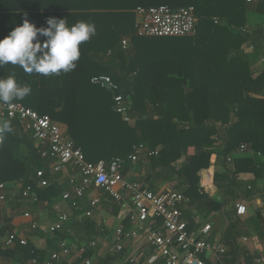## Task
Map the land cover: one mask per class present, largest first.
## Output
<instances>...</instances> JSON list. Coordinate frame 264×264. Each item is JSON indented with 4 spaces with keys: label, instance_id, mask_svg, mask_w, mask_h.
<instances>
[{
    "label": "trees",
    "instance_id": "trees-1",
    "mask_svg": "<svg viewBox=\"0 0 264 264\" xmlns=\"http://www.w3.org/2000/svg\"><path fill=\"white\" fill-rule=\"evenodd\" d=\"M67 1L63 0L64 4ZM69 1L70 5L57 7L70 11L80 7L75 2L78 0ZM121 2L128 7L126 9L139 5L164 4L174 9L193 5L196 34L139 37L134 35L128 12H61L58 19H66L68 25L74 24L70 21L77 22L90 15L113 20L111 30L106 33L107 45L96 47L98 51L89 56L79 46L80 58L70 72L50 76L34 73L33 79H26L29 83H25L31 87V94L15 101L63 124L67 135L82 149L88 161L127 159L133 145L139 143L156 149L157 156H151L144 164H132L126 160L123 176L126 171L135 169V172H141L139 180L154 188L156 182L174 173L176 183L173 188L184 193L189 200L186 218L190 223L195 214L193 211H224L226 205H235L237 198L248 199L256 194V181L264 179V66L254 72L235 52L250 44L255 51L262 50L261 40L255 38L261 34L248 33L246 23L250 7L264 14V0ZM123 37L130 38L127 49L118 46ZM108 50L112 54L105 61ZM95 75L111 78L121 93L131 122L114 110L112 89L90 83ZM26 76L31 77L30 74ZM5 120L11 122L13 134L0 144V182L26 180L45 164L32 145H26L25 153L20 152L21 144L26 140L20 132L22 128L15 120ZM216 143L219 148L215 147ZM242 145L246 146L245 153L237 155ZM214 152L217 154L216 164L223 167L213 175L214 187L221 200L214 199L199 186V172L210 166ZM180 159V166L172 168ZM242 173H252L254 178L242 182L239 178ZM36 190L42 200L61 193V188L53 180L47 187ZM88 203H84L86 209ZM100 204L112 215H116L120 208L110 198H101ZM79 213L81 210L75 211L74 220ZM225 214L229 219L230 213ZM79 224L85 228V237L89 241L102 233L89 216H84ZM0 231L7 235L12 232L11 226L5 225ZM54 235L64 236L61 232ZM12 251L13 258L23 264H31V258L38 255L30 245L17 242ZM94 251L88 250L85 256H91ZM204 256L201 258L206 264H219Z\"/></svg>",
    "mask_w": 264,
    "mask_h": 264
},
{
    "label": "built area",
    "instance_id": "built-area-1",
    "mask_svg": "<svg viewBox=\"0 0 264 264\" xmlns=\"http://www.w3.org/2000/svg\"><path fill=\"white\" fill-rule=\"evenodd\" d=\"M250 2L251 0H246ZM133 23L134 35L139 37H187L196 34V17L193 5L172 8L168 5L136 6ZM217 23V20H214ZM129 46L128 38L121 40L122 49ZM90 83L112 90L118 89L107 75H95ZM114 108L123 114L124 120L129 121L126 115V105L121 93L114 96ZM15 120L24 132L31 134L36 146V152L45 166L35 171L29 183L21 187V198L33 202L38 200L36 188L47 187L57 174L70 171V191L62 193L64 201L69 202L72 196L82 199L90 189L103 191L120 208L122 221L114 228L112 236L104 237L107 242L108 254L119 256L126 249H131L128 264H206L201 258L211 254L219 264H224L225 247L219 242H212L210 234L212 225L208 222H199L191 216L192 223L186 218L185 207L188 198L181 191L175 189H155L143 184L140 180L128 181L123 176L126 160L130 163H146L151 156H157L158 151L139 143L132 147L127 159L116 157L110 162L98 160L91 162L85 159L82 149L69 138L62 126L47 114H40L36 110L26 107L21 102L12 101L8 104L0 103V121ZM242 145L240 152L245 151ZM230 160V159H229ZM200 188L209 194L213 190L208 187L210 172L202 169L199 173ZM205 177V179H204ZM6 186L0 183V203L6 201ZM101 201L98 194L88 200V209L83 213L92 216V210ZM129 202V209L124 212L122 204ZM236 213H246L244 204H235ZM122 212V213H121ZM264 221V206L261 212ZM23 217L30 219L31 229H38V222L29 212ZM81 222V218H76ZM69 215L61 212L58 220L50 224L45 232L54 235L64 230ZM264 232V223H263ZM27 245L25 236H18L15 232L8 233L3 239V246L13 247L15 243ZM136 244L141 247L135 249ZM97 239L90 240L78 248V264H95L91 256H85L88 250L95 248ZM58 248L50 252L47 258L40 260L35 255L31 264H60L71 255V246L63 239L57 242ZM253 264H264V255L254 258Z\"/></svg>",
    "mask_w": 264,
    "mask_h": 264
},
{
    "label": "crops",
    "instance_id": "crops-1",
    "mask_svg": "<svg viewBox=\"0 0 264 264\" xmlns=\"http://www.w3.org/2000/svg\"><path fill=\"white\" fill-rule=\"evenodd\" d=\"M78 0L80 7L72 10L76 13H100L103 12H128L130 14V23L133 25L135 20V7H130L126 9L121 0ZM64 2L60 0H0V38L6 36L14 27L18 26L26 18L30 22L34 23L37 27H46V21L49 17H55L58 19V14L63 12H72L66 8H58L57 5L63 6ZM66 5H70L71 2L68 0L65 2ZM64 4V6H65ZM87 21L95 25L96 34L92 36L87 42L80 45L81 48L85 49V54L87 56L92 55V53L97 52L96 47L106 46L107 32L111 30L113 25L110 18L100 17L96 18L92 15L78 21ZM70 21V20H69ZM68 21V22H69ZM76 23V21L69 22ZM246 29L248 33L259 32L260 37V47L262 50H254L253 46L243 45L238 51H233V53L240 54L249 64L250 69L254 72H258L263 69L264 66V14L255 11L250 7L247 10V23ZM258 34V33H256ZM129 38L123 37L121 38ZM254 38V36H253ZM42 40L44 38H41ZM130 39V38H129ZM121 40L118 44L121 48ZM130 41V40H129ZM93 45V46H92ZM111 50L106 53L105 61H108ZM14 74L17 82L21 85L29 83V80L33 79L34 73L30 74L31 77L26 76V72L19 66H14L11 64L5 65L0 68V79L7 78L9 75ZM107 88V87H102ZM114 97V96H113ZM18 102V101H17ZM114 108V107H113ZM115 110V109H114ZM123 115V114H122ZM130 121V120H129ZM59 123V122H58ZM66 135V127L59 123ZM21 134L24 135L26 139L23 144H21L20 152L25 153L27 151L26 145H32L35 149V142L31 137V134L20 130ZM13 132L7 133L6 138H11ZM68 136V135H67ZM69 137V136H68ZM70 138V137H69ZM218 144V143H216ZM17 145V143H16ZM219 148V147H216ZM245 153V152H244ZM243 152L237 155L244 154ZM246 154L252 155L253 153L247 152ZM212 162L207 170L210 172V180H208V187L213 190L211 197L217 200H221L219 194L216 193V189L213 183V175L216 170L222 171L223 167L220 163L216 164L217 154L214 152L211 155ZM135 169L128 170L124 173V178L128 181L139 180L141 177V172H135ZM201 172V171H200ZM70 174L68 170L66 172L57 174L53 181L61 188V193L54 195L53 197L44 198L43 200L38 198V200L33 202L28 199L21 198V187L26 181L34 174L28 175V178L22 179H12L4 183L6 186V196L8 194L6 201L0 203V229L5 225L11 226V231L18 234V236H25L28 239V245L33 247L37 256L43 259L47 258L51 251L58 248L57 242L61 239L65 240L71 246V255L61 261L60 264H78V248L80 245L87 244L89 239H87L86 234L83 236L86 230L83 226L74 220V213L76 210H81L82 213L77 214L78 218L83 219V215L86 207L84 203L93 196L98 194L100 198L108 199L109 197L101 190L90 189L82 199L75 198L67 202L62 198V193L67 190L70 191L72 186L70 184ZM230 178V175H228ZM239 178L242 182H250L254 175L252 173H242ZM176 183V175L166 177L163 181L155 185V189H174L173 186ZM256 194L252 195L250 198L246 199L244 197L237 198L236 203L244 204L246 207V213L243 215H238L236 213L235 205L232 203L225 206L224 211H213L210 213L195 212L193 211V217L199 220V222H208L212 225V230L210 234V239L212 242H219L224 245L226 251L223 257L224 264H253L254 258L259 255H264V232H263V219L261 216L262 208L264 206V179H259L255 184ZM10 194V195H9ZM84 205V208L81 209ZM129 202H124L122 204V209L126 212L129 209ZM188 208V205L185 207ZM190 208V207H189ZM88 209V206H87ZM24 212H29L34 219L38 222V229H31L29 225L30 219L23 217ZM61 212H65L69 215V221L65 223L64 230L61 231L64 236L57 237L55 235H49L45 232L46 228L58 220V216ZM226 212L230 213V218H226ZM122 213V212H121ZM199 215H202L204 219H201ZM123 216V215H122ZM121 214L112 215L102 209L99 203L92 210V216L99 231L101 230V235L95 237L97 239V245L93 248L95 251L91 255L94 259L95 264H128L127 258L131 256V249H126L121 255L113 256L108 254L104 237L110 238L112 236L114 228L122 221L123 217ZM76 217V218H77ZM88 217V216H87ZM204 220V221H203ZM82 232V233H80ZM80 235V236H79ZM5 235L1 234L0 231V264H23L18 259H14L12 255V247L3 246V239ZM94 240V239H93ZM135 249L141 247V244H136ZM92 250V249H91ZM208 261H216L213 255L207 254L204 256ZM42 259V260H43ZM142 264V263H139Z\"/></svg>",
    "mask_w": 264,
    "mask_h": 264
},
{
    "label": "clouds",
    "instance_id": "clouds-1",
    "mask_svg": "<svg viewBox=\"0 0 264 264\" xmlns=\"http://www.w3.org/2000/svg\"><path fill=\"white\" fill-rule=\"evenodd\" d=\"M46 27H37L28 19L0 38V68L7 64L21 67L27 74L59 75L76 68L79 46L96 34L95 25L77 21L68 25L66 19L49 17ZM41 38H44L43 40ZM31 87L17 82L15 75L0 79V103L23 100ZM12 132L11 122L0 121V144Z\"/></svg>",
    "mask_w": 264,
    "mask_h": 264
},
{
    "label": "rangeland",
    "instance_id": "rangeland-1",
    "mask_svg": "<svg viewBox=\"0 0 264 264\" xmlns=\"http://www.w3.org/2000/svg\"><path fill=\"white\" fill-rule=\"evenodd\" d=\"M131 122V121H130ZM215 147H219L218 146V144H216L215 145ZM245 148H246V146H245ZM246 150V149H245ZM238 153H241L240 151L238 152ZM212 158L213 157H210V164H211V162H212ZM181 161H182V159H180V160H178V161H176L172 166V168H174V169H176V168H178L179 166H180V164H181ZM200 173V172H199ZM174 174V173H173ZM172 174H170L169 176H171ZM156 182V181H155ZM159 182H161V181H159ZM159 182H156V183H158L159 184ZM198 216H200L201 217V219H204V217L202 216V215H199V214H197ZM204 221V220H203ZM205 222V221H204ZM80 233H82V232H80ZM81 235H85V233H82ZM80 236V235H79ZM64 239V238H63Z\"/></svg>",
    "mask_w": 264,
    "mask_h": 264
},
{
    "label": "water",
    "instance_id": "water-1",
    "mask_svg": "<svg viewBox=\"0 0 264 264\" xmlns=\"http://www.w3.org/2000/svg\"><path fill=\"white\" fill-rule=\"evenodd\" d=\"M114 96L119 95L120 91L118 89L113 90ZM115 109V108H114Z\"/></svg>",
    "mask_w": 264,
    "mask_h": 264
},
{
    "label": "bare ground",
    "instance_id": "bare-ground-1",
    "mask_svg": "<svg viewBox=\"0 0 264 264\" xmlns=\"http://www.w3.org/2000/svg\"><path fill=\"white\" fill-rule=\"evenodd\" d=\"M204 179H205V177H204Z\"/></svg>",
    "mask_w": 264,
    "mask_h": 264
}]
</instances>
